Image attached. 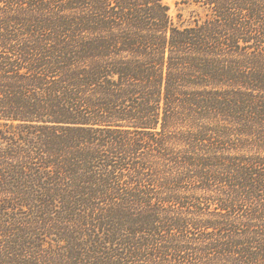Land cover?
Listing matches in <instances>:
<instances>
[{"label":"trees","instance_id":"trees-1","mask_svg":"<svg viewBox=\"0 0 264 264\" xmlns=\"http://www.w3.org/2000/svg\"><path fill=\"white\" fill-rule=\"evenodd\" d=\"M176 3L0 0V264H264V0Z\"/></svg>","mask_w":264,"mask_h":264},{"label":"rangeland","instance_id":"rangeland-1","mask_svg":"<svg viewBox=\"0 0 264 264\" xmlns=\"http://www.w3.org/2000/svg\"><path fill=\"white\" fill-rule=\"evenodd\" d=\"M176 1L177 0H166V2L170 5V13L175 21L178 20V15L180 14H184L186 17L190 15V9H182L183 5L177 4Z\"/></svg>","mask_w":264,"mask_h":264}]
</instances>
